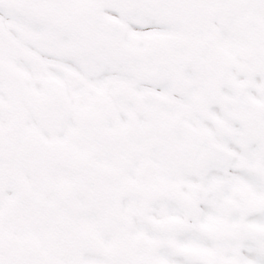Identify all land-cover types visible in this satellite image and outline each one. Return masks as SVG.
I'll use <instances>...</instances> for the list:
<instances>
[{"label": "snow or ice", "instance_id": "6c2138e0", "mask_svg": "<svg viewBox=\"0 0 264 264\" xmlns=\"http://www.w3.org/2000/svg\"><path fill=\"white\" fill-rule=\"evenodd\" d=\"M0 264H264V0H0Z\"/></svg>", "mask_w": 264, "mask_h": 264}]
</instances>
